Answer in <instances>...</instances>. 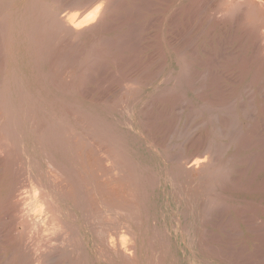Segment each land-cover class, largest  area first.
I'll return each instance as SVG.
<instances>
[{"label":"rangeland","instance_id":"rangeland-1","mask_svg":"<svg viewBox=\"0 0 264 264\" xmlns=\"http://www.w3.org/2000/svg\"><path fill=\"white\" fill-rule=\"evenodd\" d=\"M35 1L37 2V0H0V9L5 10L2 11L4 13L0 14V18L2 17L3 19H0V26H2L0 27V30L2 29V35L0 34V39L2 40L0 43H3L0 46V67L2 66L0 68V120L2 121L0 122V148H2L3 154L5 153L3 155L0 152V214L7 216L11 228L14 227L11 230L13 234L10 232V236L5 239L7 245L2 249L3 251H0V264H20V261H22L21 258L24 254L22 242L24 240L21 241V238H25L27 233L25 224H23L24 222L26 223V219H24L23 214L19 215L16 209L23 210L24 207L25 209L28 207L30 210L35 209L30 196L33 195L34 197L39 191L36 190L35 193L36 188H32L34 190L32 191L31 187H36L34 179L39 168L44 166V163L46 164V154L55 157L63 155L61 146L64 144L73 150L77 146L76 139L79 138V135V140L82 143L89 142V145L92 140L95 143L97 142L96 139H98V132H100V137L104 134L102 138L105 142L102 144L103 140L99 138L97 144L99 145L101 142L100 145L95 144V147H97L93 146V148H100L102 145H106L107 140H114L115 138L122 145L124 144L122 150L133 161L137 170H142L144 176H153V178L156 177L157 179V186L149 188L145 192L143 191L145 195L141 196L139 201L142 209L141 217L139 216L140 222L148 229L145 236L146 238H151L152 242L154 241L152 245L154 250L151 251L152 256L154 251L156 252L155 257L153 256L155 263L264 264V0H225V2L228 1V4L223 3L224 0H136V2L135 0H106V4H104L105 0H102V2H100L101 0H56L58 1L57 5L54 0H38V4L36 3L37 7ZM114 1L115 3H112ZM95 2L97 7L98 4H104V7L103 5L101 6L105 9V16L107 17L97 30H91L75 38L69 33L58 34L54 25L51 26L52 24L48 17L44 16L45 9L40 8L41 6L46 8L47 4V6L54 7L62 14L68 12L66 14L71 16L72 13L73 17L77 14L76 17H78L74 18L79 22L91 11L94 12L95 9H93L92 5H96ZM33 4L35 5L33 6ZM113 4H116V7ZM134 4L135 6L137 5L136 8L140 5L139 14ZM223 4L224 6H222ZM230 4L234 5V7L231 8ZM7 6L10 7L8 8ZM28 6L33 8L36 13L34 14L33 11L31 14ZM5 7L7 8L4 9ZM94 7L96 8V6ZM227 10H229L228 13L226 12ZM26 11H28L27 18L22 33H20L21 29L17 23L19 18H23L22 13ZM127 12L129 16L126 15ZM221 12L228 14V16H224ZM229 13L232 14L229 15ZM117 14L124 16L123 18L121 15L123 20L125 19L124 22L120 20L122 19L121 17L117 21L116 18L114 19V16L118 18ZM5 15L7 21L6 19L4 21ZM36 16L39 18V20L36 18L37 21L34 19ZM81 16L82 18H80ZM90 16L92 17L93 13L88 15L89 18H91ZM126 16H128L127 19ZM132 16L133 18L137 16L136 20L131 19ZM129 18L134 20H130L134 22L133 26ZM46 24L49 25L46 27ZM131 26L132 30H130ZM105 27L108 28V31H106ZM109 28H112V30L110 31ZM33 29L38 34L35 31L32 32ZM40 30L42 32L46 30L42 34L44 37L40 35L42 33ZM54 34L56 36L58 34V36L56 37ZM60 34L62 35L60 36ZM51 35L54 37L52 38ZM38 36L45 38L44 41L40 38L39 40ZM99 36L101 37L99 38ZM127 36L132 44L128 43V40L126 42ZM58 37L60 40L62 39V42H59V40L55 42ZM69 37H72L73 41ZM47 38L52 41V44H48L49 46L46 43L51 42H47ZM76 38L78 40H74ZM93 38H97L98 40L94 39L97 42H92ZM34 39L35 41L37 39V42L40 41V44L38 45L36 42L34 45V43L30 42L32 40L34 42ZM123 39H125V42H123ZM63 41L66 42L64 43ZM75 41L78 42L76 43ZM56 43L58 47L61 43L65 46L61 45L62 47L60 46L59 49H61L59 50ZM89 43L92 45L90 46ZM73 44L77 45L74 47ZM130 44L131 48H128ZM42 46H47V50H44L46 47ZM66 46H68V49ZM92 46H94V51L89 48ZM38 47L40 49L43 48V51H41L42 49H37L42 52H40L41 55L36 51ZM70 47H74V50L77 48L80 50L77 49L78 53H76L77 51L72 53L73 49ZM121 49L122 51L119 52ZM129 49H132V51H128ZM62 50H66L67 53L71 51V53L69 52L70 55L68 54L69 56L72 54L79 56L75 57V62L79 59L78 62L81 61L82 63L84 59L83 63L85 65L72 62L75 65L73 67L78 68L75 71L71 69L73 67L70 68L71 71L75 72V76L77 73L80 74L79 71L81 72V75H77L79 77L76 76L75 80L72 79L74 82L71 80L73 85L72 83L70 85V82L66 84L70 81L71 76L75 78L73 76L74 72L69 71L68 68L73 59L70 60L72 56H66L65 52V55H63ZM2 52L6 54L3 55ZM85 52L90 54L86 55ZM34 53H36L35 56H33ZM50 53L53 57L63 55L61 58L63 57L62 62L64 64L59 63L61 62L59 61L61 59L59 56L56 57V61L53 60V57L49 55ZM37 54L38 56H36ZM128 55L133 56L130 57ZM125 56H127V59ZM66 57L67 59L69 58V61L66 60L65 64L64 60ZM88 57L90 61L93 59L91 64L86 61ZM128 59H132L133 63L132 60ZM125 60L131 61L132 64L127 61L129 65L126 66L128 63L126 64ZM72 63L70 64L71 66ZM54 64L56 67L63 65L62 69H60L61 71H57L58 68L55 67L56 69L52 72ZM77 64H80L81 67L76 66ZM86 64L88 68L90 66L91 69H87L90 71L86 70ZM82 65L86 68L82 67ZM123 65L126 67H122ZM68 71L73 74L68 76L70 74ZM86 73L91 77H87ZM63 74L67 75V77H62ZM82 74H86L87 79H90L87 81L85 78L84 80V76L80 78ZM44 76L47 77L45 78ZM125 76L129 80H126ZM77 78H80V83L84 81L85 87L89 88V90L86 88L83 90L85 95L79 93L82 89H79L81 84L78 86ZM64 79L65 81L68 79L65 83L67 86L64 85ZM52 82H56L55 84L58 82V84L53 86ZM60 82L64 85V88ZM127 84L130 86H127ZM68 86H74V89L77 88V90L75 89L76 92L74 89L68 90L69 88L71 89ZM62 89L68 94L61 92ZM19 90L21 91L20 97L23 99L21 101ZM87 91L88 94H86ZM76 105L78 106L76 107ZM27 107H31L29 108L30 110L27 109V112L30 111L29 115L26 113ZM67 108L70 109L67 110ZM74 109L79 113L76 112L75 114ZM70 110L74 112L71 113ZM53 111L55 114H53ZM66 111L67 113H65ZM82 112L85 113V117L89 114L90 117L93 116L85 118ZM70 113L74 114L71 115ZM86 113L89 114L86 115ZM1 114L3 115L1 116ZM77 115L86 120L83 121L80 116L76 117ZM34 120L38 123L40 122L38 124L35 121L34 124H38V127L36 125L37 128L32 123ZM46 120L49 121L47 122ZM51 120L52 124L55 121L53 124L55 127L50 124ZM56 120L60 121V124ZM107 121L110 125L109 130L106 129L109 126H106L108 124ZM15 123L18 128H14L16 126ZM47 123L49 124L48 126ZM84 123H87V125ZM63 124L65 125L63 126ZM67 124L68 126H66ZM76 124L79 127L86 125L85 128H82L83 130L85 129V132L90 131L88 132L90 141L86 136L87 134L82 131V128L77 127ZM91 125L94 131L98 128L97 133L90 130ZM40 126L42 127L41 129L39 128ZM142 128L146 130L144 129V131ZM47 129L52 134L54 132L53 136L50 133V135L47 134L49 132ZM72 129L75 130L72 132H75L78 138L76 136L73 137ZM101 129L108 131L110 135L107 134L108 137L105 135L108 132L101 134V132H104ZM60 132L63 134H60ZM65 132L72 135L69 136V141V134L66 136ZM78 132L80 133L79 135L77 134ZM40 133L42 141L40 138L36 139ZM83 133L86 135H83ZM55 134L59 141L54 138ZM50 136L54 139L50 138ZM94 137L97 138L95 139ZM116 138H119L120 141ZM46 139L50 142L45 143ZM60 139H62V142ZM71 140L75 144L71 143ZM68 142L69 144H67ZM40 144L44 146L42 147ZM72 144L75 146L73 147ZM51 145L54 148L50 147ZM43 148L44 150L46 149L44 151L45 155L43 154ZM54 149L56 150L54 151ZM195 153L197 155L200 154L199 156L206 160L204 162L207 164H203L205 166L198 170V177H201L198 180L200 183L198 181H193L195 183H192V178L190 181L193 185L190 181H187L186 186L183 181L180 182L179 180V183H177V179L169 173V170L176 163V158L179 159L178 157L180 156L186 158V155H195ZM139 173L141 174V171ZM30 177L34 178L30 181ZM189 184H191V187H188ZM197 184L199 185V190L197 189ZM183 186L188 187L189 190ZM192 187L193 189L190 191ZM195 188L196 191L194 190ZM186 190L187 192L190 191L188 193L193 192V194L186 193ZM18 199L24 200V202L22 201L23 203L27 200L25 206L21 203L19 207H14L16 205L15 201L17 202ZM4 200L9 201L4 202ZM4 204L7 207L6 205L3 207ZM10 204L11 207H9ZM27 204L30 205L28 206ZM13 207L15 211L12 209ZM59 207L67 210L70 206L67 203H62L59 204ZM3 208H5L4 212ZM36 211L35 209L34 212ZM34 212L32 211L31 214ZM72 214V218L74 215L76 216H74L73 220L79 221L83 230H81L82 234L85 237L84 232L87 231L85 222L82 221L77 212ZM22 219L23 221H21ZM185 225L186 227H184ZM47 228L49 233L46 231L47 234H45L54 237L51 234L50 225L46 226ZM156 230L158 233L153 235L152 233H155ZM2 234L0 232V239L3 237ZM152 236L157 237L154 238ZM85 243H87L88 249L92 251L95 245L89 236L85 238ZM164 243L166 244L163 245ZM44 249L46 250L44 253L46 256L45 260L43 259L44 264L67 263H64L67 261V255L65 256L62 251H59L60 253L57 251L59 254L55 252L58 257L56 258L52 249L46 247ZM50 253L51 255H49ZM48 255L49 257H47ZM63 255L66 258L65 260H63ZM160 255L161 257H159ZM158 257L162 259L159 261Z\"/></svg>","mask_w":264,"mask_h":264},{"label":"bare ground","instance_id":"bare-ground-1","mask_svg":"<svg viewBox=\"0 0 264 264\" xmlns=\"http://www.w3.org/2000/svg\"><path fill=\"white\" fill-rule=\"evenodd\" d=\"M54 1H56V0H54ZM94 1V0H93ZM95 1H97V0H95ZM99 1V0H98ZM108 1V0H107ZM137 1H139V0H137ZM228 1H230V0H228ZM228 1H226L225 2V0H224V2L223 3H225V4H228L227 2ZM233 1V0H232ZM242 1V0H241ZM92 2V1H91ZM100 2H102V0L100 1ZM135 2H136V0H135ZM134 2V3H135ZM237 2V1H236ZM20 3V2H19ZM38 4V0H37V2L35 1V4ZM57 3H58V1H56L55 2V4L57 5ZM96 3V2H95ZM108 3V2H107ZM112 3H115V1L114 2H112ZM238 4H239V2H237ZM35 4H33V6L35 5ZM37 4H36V7H37ZM54 4V3H53ZM92 4V3H91ZM90 4V5H91ZM104 4H106V0H105V3ZM104 4H101V5H103V7H104ZM109 4V3H108ZM125 4V3H124ZM234 4V3H233ZM241 4V3H240ZM18 5V4H17ZM22 5V4H21ZM20 5V6H21ZM24 5V4H23ZM60 5V4H59ZM59 5H58V7H59ZM88 5V4H87ZM100 4H98V7H97V3H96V5L94 4V6H96V8L92 5V7H93V9H95L94 10V12H92L91 11V13H93V16L91 17V18H89L88 17V15L89 14H91V13H89L88 15H86V16H84V18H83V20L81 19L79 22L76 20V18L78 17H76V15H74V17H76V18H74L73 16H72V13H71V16H70V14L68 15V14H66V13H68V12H66V13H64V14H62V13H60V12H58V10H56L54 7H51V6H47V4H46V8H44V6L42 7H40L41 9L43 8V10L45 9V11H44V16H47L48 17V19L51 21L50 23L52 24L51 26H53L54 25V27H55V29H56V32L59 34V33H69L70 35H73L72 37L73 38H75V37H79V36H81V35H83V34H85L86 32H89V31H93V30H97V28L98 27H100V24L102 25V23H103V21L105 20V18L107 17V16H105V14H106V11H105V9L104 8H102V6H101ZM113 5H115V7H116V4H113ZM127 5V4H126ZM131 5V4H130ZM231 5V4H230ZM32 6V7H33ZM106 6V5H105ZM118 6V5H117ZM129 6V5H128ZM134 6H135V4H134ZM133 6V7H134ZM137 6V5H136ZM136 6H135V8H136ZM222 6H224V4L222 5ZM226 6V5H225ZM8 8L10 7V6H7ZM7 7H5L4 9H6ZM14 7V6H13ZM29 7V9L31 10V14L33 13V11H34V14L36 13L35 12V10H33V8H31L30 6H28ZM35 7V8H36ZM91 7V6H90ZM107 8H108V6H106ZM139 7H140V5H139ZM139 7H137L136 8V10H138V14H139ZM231 8H233L234 7V5L232 6H230ZM229 7V8H230ZM62 8V7H61ZM110 8V7H109ZM228 8V9H229ZM252 8V7H251ZM117 9V8H116ZM119 9V8H118ZM122 9V8H121ZM226 9H227V7H226ZM235 9V8H234ZM246 9H247V7H246ZM1 10V9H0ZM127 10V9H126ZM126 10H124L125 12H126ZM133 10V9H132ZM232 10V9H231ZM2 11H5V10H1V12H0V14L1 13H4V12H2ZM7 11H8V9H7ZM37 11V10H36ZM41 11V10H40ZM40 11H39V13H40ZM129 11V10H128ZM204 11V10H203ZM251 11V10H250ZM249 11V12H250ZM9 12H11V11H9ZM27 12L28 11H26V12H24V13H22L23 14V18L22 19H20L19 18V20H18V23H17V25H19V27H20V33H22V30H23V28H24V24H25V21H26V18H27ZM109 12H110V10H109ZM118 12V11H117ZM220 12V11H219ZM227 13L229 12V10H227L226 11ZM230 12H232V11H230ZM244 12V11H243ZM255 12V11H254ZM70 13V12H69ZM216 13H217V11H216ZM222 13V12H221ZM233 13V12H232ZM231 13V14H232ZM5 14H6V12H5ZM10 15H11V13H9ZM116 14V13H115ZM126 14V13H125ZM224 16L225 15H227L228 16V14H224V13H222ZM230 13H229V15H231ZM244 14V13H243ZM40 15H42V14H40ZM118 15V18L117 17H115L114 16V19L116 18V21H117V19H119V17H121V15L120 14H117ZM126 15H128L129 16V14H128V12H127V14ZM251 15V14H250ZM2 16H3V14H2ZM34 16V15H33ZM128 16H126V19H127V17ZM220 16H221V14H220ZM256 16V15H255ZM88 17V19L87 20H85V18H87ZM112 17V16H111ZM122 17L124 18V16L122 15ZM121 17V18H122ZM261 17V16H260ZM4 18V17H3ZM36 18H37V16L36 17H34V19L36 20ZM80 18H82V16L80 17ZM110 18V17H109ZM123 18L122 19H120V20H122V22H124V20H123ZM135 18H137V16L135 17L134 16V18H133V16H132V18L131 19H135ZM0 19H2V17L0 18ZM5 19H6V21H7V18H6V15H5V18H4V21H5ZM29 19V18H28ZM42 19V18H41ZM111 19V18H110ZM130 18H129V21L131 20ZM251 19V18H250ZM3 20V19H2ZM31 20H33V18H31ZM37 20H39V18H37ZM36 20V21H37ZM78 20H79V18H78ZM85 20V21H84ZM136 20V19H135ZM131 21H134V20H131ZM130 21V22H131ZM42 22V21H41ZM126 22H128L127 20H126ZM253 22H254V20H253ZM44 23H46V22H44ZM168 23V22H167ZM263 23V22H262ZM112 24V23H111ZM119 24V23H118ZM132 24H134V22H131V25ZM162 24V23H161ZM16 25V24H15ZM35 25V24H34ZM34 25H33V27H34ZM49 25V24H48ZM47 24H46V27L48 26ZM107 25V24H106ZM130 25V24H129ZM128 25V26H129ZM261 25V24H260ZM30 26V25H29ZM44 27H45V25H43ZM117 26V25H116ZM119 26V25H118ZM127 26V25H126ZM133 26V25H132ZM132 26H131V29H130V27H129V29L130 30H132ZM163 26V25H162ZM166 26V25H165ZM0 27H2V26H0ZM4 27V26H3ZM42 27V26H41ZM7 28V27H6ZM32 28V27H31ZM39 29H40V27H38ZM49 28V27H48ZM52 28V27H51ZM106 28V27H105ZM104 28V29H105ZM119 28H120V26H119ZM122 28V27H121ZM128 28V27H127ZM159 28V27H158ZM34 29H35V27H34ZM32 30V32H36V30ZM43 29V28H42ZM101 29V28H100ZM107 30L106 31H108V28H106ZM110 29V28H109ZM53 30V29H52ZM112 30V28L110 29V31ZM129 30V31H130ZM160 30V29H159ZM170 30V29H169ZM1 31H2V29L0 30V34H1ZM41 31V30H40ZM39 31V32H40ZM46 31V30H45ZM45 31H41L42 33L40 34L41 36H43L42 34L43 33H45ZM50 31V30H49ZM54 31V30H53ZM109 31V32H110ZM29 32V31H28ZM47 32H48V30H47ZM51 33H52V31H50ZM96 32V31H95ZM4 33V32H3ZM37 33V32H36ZM36 33H34V34H36ZM55 33V32H54ZM6 34V33H5ZM33 34V35H34ZM38 34V33H37ZM58 34H57V36H58ZM122 34H124V33H122ZM2 35V34H1ZM48 35H49V33H48ZM55 36H56V34H54ZM62 34H60V36H61ZM8 36V35H7ZM32 36V35H31ZM41 36L39 37L38 36V39L40 38V39H43V38H41ZM52 36V35H51ZM56 36V37H57ZM59 36V37H60ZM122 36H124V35H122ZM166 36V35H165ZM30 37V36H29ZM44 37V36H43ZM49 38H50V36H48ZM54 36H52V38H53ZM59 37L57 38V39H55L56 41L55 42H57V40H59V42H62L60 39H59ZM72 37L70 38V39H72ZM91 37V36H90ZM96 37V36H95ZM101 36H99V38H100ZM167 37V36H166ZM2 38V37H1ZM4 38V37H3ZM7 38H9V37H7ZM21 38V37H20ZM49 38H47L48 40H49ZM61 38H64V37H61ZM98 38V37H97ZM97 38H93V40H92V42L94 41V39H97ZM98 38V39H99ZM125 38H126V36H125ZM170 38V37H169ZM5 39V38H4ZM39 39V40H40ZM45 39V38H44ZM44 39H43V41H44ZM92 39V38H91ZM97 39V40H98ZM1 40L2 39H0V42H1ZM47 40V42H51V43H46L47 44V46H49L48 44H52V41H48ZM74 40H78V38H76V39H74ZM124 41L123 42H125V39H123ZM127 40H128V36H127V39H126V42H127ZM26 41H28V40H26ZM38 40L36 39V41H35V39H34V42H33V40L32 41H30L31 43H34V45H35V43L37 42ZM54 41V40H53ZM67 41H69L68 39H67ZM72 41H73V39H72ZM84 41V40H83ZM96 41V40H95ZM94 41V42H95ZM168 41V40H167ZM260 41V40H259ZM11 42V41H10ZM54 42V43H55ZM64 42V41H63ZM66 42V41H65ZM64 42V43H65ZM76 43L78 42V41H75ZM75 42H74V44H75ZM97 42V41H96ZM131 43V41H130V39L128 40V43ZM3 44V43H2ZM1 43H0V46L2 45ZM29 44V43H28ZM36 44H40V41L39 42H37ZM41 44H42V41H41ZM60 44V43H59ZM73 44V46L75 47L76 45H74ZM132 44V43H131ZM131 44H130V47H128V48H131ZM29 45H31V44H29ZM44 45V44H43ZM53 45H55V44H53ZM53 45H52V47H53ZM56 45H57V43H56ZM62 45V43L60 44V46ZM64 45V44H63ZM62 45V46H63ZM70 45V44H69ZM88 45V44H87ZM89 45H90V43H89ZM92 45V44H91ZM90 45V46H91ZM93 45H94V43H93ZM125 46H126V44H124ZM41 46V45H40ZM47 46H45L46 47V49H44V50H47ZM59 46V47H60ZM61 46V47H62ZM65 46V45H64ZM71 46H72V43H71ZM36 47V46H35ZM35 47H33L34 49H35ZM42 47H44V46H42ZM44 47V48H45ZM55 47V46H54ZM59 47H58V45H57V49H59ZM67 47V49H68V46H66ZM74 47H70L71 49H73L72 50V53H74V51H77V49L78 50H80L79 48H77V49H75L74 50ZM88 47V46H87ZM93 47L94 46H92V47H89V48H91V50L93 49ZM2 48H5V47H2ZM2 48H1V50H2ZM65 48V47H64ZM82 48V47H81ZM89 48H88V50H89ZM37 49H40L39 47L38 48H36V51H38ZM42 49V50H41ZM40 50L41 51H43V48H41ZM53 49V48H52ZM61 49V48H60ZM59 49V50H60ZM66 49V48H65ZM82 49H84V48H82ZM81 49V50H82ZM122 49H123V47H122ZM122 49L119 51V52H121L122 51ZM126 49V48H125ZM5 50V49H4ZM49 50V49H48ZM58 50V51H59ZM64 50V49H63ZM62 50V51H63ZM87 50V51H88ZM127 50V49H126ZM132 51V49H129L128 51ZM32 51H34V50H32ZM41 51H38L39 53L41 52ZM53 51H55V50H53ZM61 51V52H62ZM90 51V50H89ZM92 51H94V49L92 50ZM35 52V51H34ZM38 52H36V53H38ZM60 52V51H59ZM59 52H58V54H59ZM66 53V56L69 54L70 55V53H71V51H69L68 53L66 52V50L65 51H63V55H65V53ZM81 52V51H80ZM82 52H83V50H82ZM82 52H81V54H82ZM29 53V52H28ZM36 53H34V55L33 56H35V54ZM42 53V52H41ZM41 53H40V55H41ZM46 53H48L47 51H46ZM51 53H53V52H51ZM51 53L49 54L50 56H51ZM76 53H78V51L76 52ZM86 53V52H85ZM2 54L4 55V54H6V53H3L2 52ZM30 54V53H29ZM57 54V53H56ZM56 54H54V55H56ZM87 54H90L89 52L88 53H86V55ZM2 55V56H3ZM63 55H58L60 58H61V56H63ZM68 55V57H71L70 58V60H72L71 61V63L74 61L75 62V60L74 59H76L75 57H79V56H76V54L74 55V54H72L71 56H69ZM85 55V56H86ZM122 55V54H121ZM133 55H134V53H133ZM133 55H128V56H130V57H132ZM30 56V55H29ZM36 56H38V54L36 55ZM47 56V55H46ZM49 56V57H50ZM58 56H56V57H58ZM83 57H85L84 55H82ZM4 57V56H3ZM5 57H7V56H5ZM40 57V56H39ZM43 57V56H42ZM48 57V58H49ZM51 57H53V55L51 56ZM56 57H53V60H55V59H57ZM87 57V56H86ZM90 57V56H89ZM89 57H88V59L86 60V61H88V62H90V64L92 63L91 61H93V59H91V61H90V59H89ZM127 56H125V58H126ZM63 58V57H62ZM62 58L61 59H59V61H61V62H59L60 64L62 63V64H64L63 62H62ZM92 58V57H91ZM125 58H120V59H125ZM4 59V58H3ZM7 59V58H6ZM69 59V58H68ZM67 59V57H66V59L64 60V62L66 61V60H68ZM96 59V58H95ZM118 59V58H117ZM127 59V58H126ZM133 59V58H132ZM132 59H128V60H132ZM5 60V59H4ZM51 60V59H50ZM79 60V59H78ZM78 60H76L77 62H78ZM113 60H116V59H113ZM127 60V61H128ZM36 61V60H35ZM34 61V62H35ZM56 61V60H55ZM58 61V60H57ZM69 61V60H68ZM68 61H67V63H68ZM83 61H84V59H83ZM83 61H82V63H81V61L80 62H78V63H81V64H84L85 65V63H83ZM123 61V60H122ZM126 60H125V62H126V64L129 62H127ZM2 62V61H1ZM15 62H17V61H15ZM38 62V61H37ZM52 62V61H51ZM51 62H49V63H51ZM77 62H75V63H77ZM88 62H87V64H88ZM119 62V61H118ZM124 62V61H123ZM122 62V63H123ZM18 63V62H17ZM48 63V64H49ZM54 63V62H53ZM70 63V64H71ZM129 63H131V61L129 62ZM129 63L126 65V66H128L129 65ZM132 63H133V60H132ZM131 63V64H132ZM39 64V63H38ZM58 64V63H57ZM56 64V65H57ZM65 64H66V62H65ZM69 64V63H68ZM69 64V66H68V68H69V71H71V69L72 70H77L78 68H75V67H73V65H74V63H72V66ZM86 64V67L88 66V65H90V64H88L87 65ZM186 64V63H185ZM0 65H1V63H0ZM15 65V64H14ZM52 65V64H51ZM5 66V65H4ZM3 66V67H4ZM8 66V65H7ZM37 66V65H36ZM50 66V65H49ZM64 66H67V65H64ZM75 66V65H74ZM76 66H80L81 67V65L80 64H77ZM91 66V65H90ZM90 66H89V68H90ZM120 66V65H119ZM126 66H122V67H126ZM2 67V66H1ZM0 67V68H1ZM55 66V64L52 66V68H53V70H52V72L54 71V69H56V68H58L57 69V71H59L60 69H62V67H63V65H61V66H58V67H56ZM71 67H73V68H71ZM79 67V68H80ZM82 67H84V68H86L85 66H83L82 65ZM131 67V66H130ZM50 68V67H49ZM65 68H67V67H65ZM67 68V69H68ZM71 68V69H70ZM88 67L86 68V70L87 69H89ZM51 69V68H50ZM49 69V70H50ZM83 69V68H82ZM91 69V68H90ZM2 70V69H1ZM38 70V69H37ZM64 70V69H63ZM83 70H85V69H83ZM7 71V70H6ZM61 71V70H60ZM68 71V72H69ZM74 71H71V72H74ZM79 71V70H78ZM82 71V70H81ZM87 71H90V70H87ZM2 72V71H1ZM65 72V71H64ZM71 72H69L70 74L68 75V76H71L72 74H71ZM86 72V71H85ZM85 72H83V73H85ZM40 73V72H39ZM63 73V72H62ZM79 73L80 74H76V76L77 75H81V72L79 71ZM88 73V72H87ZM86 73V74H87ZM123 73V72H122ZM125 73V72H124ZM7 74V73H6ZM41 74H42V72H41ZM54 74H56V73H54ZM64 74H66V73H64ZM62 75V77L63 76H65V77H67V75ZM84 75V74H82V76H80V78H82L83 76H84V80H85V78L87 79V77H91V76H89L88 74V76L87 75ZM4 75V74H3ZM2 75V76H3ZM43 75V74H42ZM91 75V74H90ZM169 75H171V74H169ZM169 75H167V76H169ZM7 76V75H6ZM40 76V75H39ZM51 76H52V73H51ZM50 76V77H51ZM57 76H59V75H57ZM61 76V75H60ZM73 76H75V72H74V75ZM76 76H75V78H72V76H71V79H69V77H68V79L70 80V81H68V79L66 80V81H68L67 83H66V81H65V79H64V85H65V83L66 84H69V82H70V85H71V83L72 82H74V80L76 79ZM87 76V77H86ZM45 78L47 77V76H44ZM54 77V76H53ZM62 77H61V79H62ZM77 77H79V76H77ZM123 77V76H122ZM127 76H125V78H126ZM55 78V77H54ZM57 78V77H56ZM80 78L78 79V81L77 82H79V80H80ZM129 78V77H128ZM169 78H170V76H169ZM168 78V79H169ZM183 78V77H182ZM13 78H12V76H11V80H12ZM44 79V78H43ZM72 79H74V80H72ZM90 79V78H89ZM89 79H87V81L89 80ZM52 80H55V79H52ZM51 80V81H52ZM71 80H72V82H71ZM82 80V79H81ZM123 80V79H122ZM126 80H129V79H127L126 78ZM125 80V81H126ZM178 80V79H177ZM9 81V80H8ZM23 81V80H22ZM56 81V80H55ZM58 81H61V80H58ZM61 81V82H62ZM166 81V80H165ZM164 81V82H165ZM54 82V81H53ZM52 82V85L54 86V85H57L58 84V82H57V84H55V83H53ZM60 82V84H62ZM82 82V81H81ZM124 82V81H123ZM167 83H168V81H166ZM9 83V82H8ZM44 83V82H43ZM127 83V82H126ZM132 83V82H131ZM136 83V82H135ZM17 84V83H16ZM80 84H81V86H80ZM133 84V83H132ZM131 84V85H132ZM18 85V84H17ZM16 85V86H17ZM20 85V84H19ZM64 85L62 84L61 86L64 88ZM72 85H73V83H72ZM178 85H179V82H178ZM60 86V87H61ZM65 86H67V85H65ZM78 86H80L79 87V89L82 91H80L79 93H81V94H84L85 95V93H83L84 91V89L86 88L87 89V87H85V84H84V81H83V83H80L79 82V84H78ZM82 86H84V87H82ZM127 86H130L129 84H127ZM180 86V85H179ZM44 87V86H43ZM69 87H71V86H68V88ZM74 86H72L71 87V89L69 88L68 90H72V89H74L73 88ZM202 87V86H201ZM19 89V88H18ZM58 89H59V87H58ZM57 89V90H58ZM76 90H77V88H75ZM74 89V91L76 92V90ZM158 89V88H157ZM14 90V89H13ZM60 90H61V88H60ZM87 90H89V88L87 89ZM137 91V90H136ZM161 91H162V89H161ZM200 91V90H199ZM15 92V91H14ZM20 90H19V98H20V101H21V95H20ZM61 92H65V93H67L68 94V92H66V91H63V89H62V91ZM70 92V91H69ZM8 93V92H7ZM26 94H28L27 92H25ZM47 93H49V92H47ZM52 93V92H51ZM161 93H163V92H161ZM86 94H88V91L86 92ZM90 94V93H89ZM70 95V94H69ZM72 95V94H71ZM80 95V94H79ZM177 95V94H176ZM23 96H25V95H23ZM81 96V95H80ZM10 97V96H9ZM17 97H18V95H17ZM30 97V96H29ZM87 97V96H86ZM89 98H90V96H89ZM42 99V98H41ZM40 99V100H41ZM23 100V99H22ZM57 100H59V99H57ZM205 100H207V99H205ZM209 100V99H208ZM9 101V100H8ZM19 102V101H18ZM48 102V101H47ZM52 102V101H51ZM50 102V103H51ZM67 102V101H66ZM123 102H125V101H123ZM128 102V101H127ZM163 102V101H162ZM20 103V102H19ZM22 103V102H21ZM60 103H62V102H60ZM68 103V102H67ZM8 104H10V103H8ZM41 104V103H40ZM123 104V103H122ZM133 104V103H132ZM51 105V104H50ZM62 105H64V104H62ZM126 105V104H125ZM128 105V104H127ZM129 105H130V103H129ZM128 105V106H129ZM145 105V104H144ZM20 106V105H19ZM28 106V105H27ZM33 106H34V104H33ZM78 105H76V107H77ZM122 106V105H121ZM142 106H143V104H142ZM5 107V106H4ZM9 107H11V106H9ZM32 107V106H31ZM31 107H27L26 108V113H28V115L30 114L29 112H27L28 110L27 109H29V108H31ZM51 107V106H50ZM73 107V106H72ZM71 107V108H72ZM123 107V106H122ZM64 108V107H63ZM130 108H131V106H130ZM16 109V108H15ZM62 109V108H61ZM70 108H67V110H69ZM75 109H77V108H75ZM74 109V110H75ZM142 109V108H141ZM24 110V109H23ZM30 110V109H29ZM41 110H42V108H41ZM66 110V109H65ZM77 110H79V109H77ZM77 110H75V112L72 110H70L71 111V113L72 112H74L75 114H76V112H78ZM84 110V109H83ZM44 111V110H43ZM49 111V110H48ZM52 111V110H51ZM59 111H60V109H59ZM81 111V110H80ZM35 112V111H34ZM86 112V111H85ZM142 112V111H141ZM140 112V113H141ZM2 113V112H1ZM9 113V112H8ZM16 113H18L17 111H16ZM15 113V114H16ZM61 113V112H60ZM65 113H67V111L65 112ZM69 113V112H68ZM70 113V114H71ZM73 113V114H74ZM79 113V112H78ZM77 113V114H78ZM81 113V112H80ZM139 113V112H138ZM10 114H12V113H10ZM20 114V113H19ZM33 114V113H32ZM53 114H55V112L53 111ZM73 114H71V115H73ZM82 114H83V116L85 117V113L84 112H82ZM82 114H81V116H82ZM89 114V113H88ZM87 113H86V115H88ZM3 114H1V116H2ZM27 115V114H26ZM27 115V116H28ZM56 115H57V113H56ZM98 115V114H97ZM96 115V116H97ZM6 116V115H5ZM26 116V117H27ZM33 116V115H32ZM43 116V115H42ZM62 116V115H61ZM68 116V115H67ZM78 116H80V115H77L76 117H78ZM80 116V119L83 117H81ZM93 116V115H92ZM91 116V117H92ZM95 116V117H96ZM34 117H35V115H34ZM52 117H53V115H52ZM60 117V116H59ZM72 117V116H71ZM86 117H89V118H91L90 117V114L88 115V116H86ZM85 117V118H86ZM94 117V118H95ZM98 117V116H97ZM103 117V116H102ZM5 118H7V117H5ZM4 118V119H5ZM10 118V117H9ZM20 118V117H19ZM28 118V117H27ZM33 118V117H32ZM31 118V119H32ZM36 118H39V117H36ZM100 118V117H99ZM14 119V118H13ZM34 119V118H33ZM42 119V118H41ZM40 119V120H41ZM45 119V118H44ZM56 119H57V117H56ZM63 119H64V117H63ZM73 119V118H72ZM96 119V118H95ZM38 120V119H37ZM58 120H61V119H58ZM82 120H83V118H82ZM81 120V121H82ZM84 120H86V119H84ZM83 120V121H84ZM89 120V119H88ZM93 120V119H92ZM101 120V119H100ZM105 120V119H104ZM134 120V119H133ZM35 121L36 120H34V122L32 121V123L34 124L35 123ZM42 121V120H41ZM47 122L49 121V120H46ZM57 121V120H56ZM72 121H74V120H72ZM78 121V120H77ZM94 121V120H93ZM140 121H142V120H140ZM139 121V122H140ZM0 122H2L1 120H0ZM5 122V121H4ZM13 122V121H12ZM12 122H11V124H12ZM16 122V121H15ZM18 122H19V119H18ZM37 122V121H36ZM54 122L55 121H53V124H54ZM60 121H57V123H59ZM74 122H76V121H74ZM79 122V121H78ZM88 122V121H87ZM90 122H91V120H90ZM98 122V121H97ZM108 122V121H107ZM113 122V121H112ZM120 122V121H119ZM127 122V121H126ZM125 122V123H126ZM9 123H10V121H9ZM30 123V122H29ZM38 123V122H37ZM40 123V122H39ZM38 123V124H39ZM93 123H95V122H93ZM99 123V122H98ZM98 123H96L97 125H98ZM123 123V122H122ZM1 124V123H0ZM38 124H34L35 125V128H37L38 127ZM43 124V123H42ZM50 124H52V120H51V123ZM52 124V125H53ZM60 124V123H59ZM59 124H57V125H59ZM75 124V123H74ZM84 124H86L87 125V123H84ZM95 124V126H97ZM102 124V123H101ZM103 124H105L104 122H103ZM142 124V123H141ZM4 125V124H3ZM15 125H16V123H15ZM36 125H37V127H36ZM44 125V124H43ZM49 124L47 123V126H48ZM65 124H63V126H64ZM70 125V124H69ZM77 125V124H76ZM85 125V126H86ZM109 125V122H108V124L106 125V126H108ZM143 125H145V124H143ZM19 126V125H18ZM54 127H55V125H53ZM52 126V127H53ZM60 126V125H59ZM66 126H68V124L66 125ZM85 126H83V125H81V127H79L78 125H77V127H79V128H85ZM100 126V125H99ZM106 126H105V128H106ZM142 126V125H141ZM15 127H17V125L16 126H14V128ZM29 127V126H28ZM33 127V126H32ZM61 127H62V125H61ZM70 127V126H69ZM71 127H72V125H71ZM88 127V126H87ZM91 128H90V130H93V127H92V125L90 126ZM103 127H104V125H103ZM109 127H110V125L108 126V128H106V129H108L109 130ZM114 127V126H113ZM116 127V126H115ZM18 128V127H17ZM20 128V127H19ZM40 129L42 128L41 126L39 127ZM49 128V127H48ZM59 128V127H58ZM63 128V127H62ZM68 128V127H67ZM66 128V129H67ZM73 128V127H72ZM83 128H82V131H84L83 130ZM97 128V127H96ZM100 128V127H99ZM33 129H34V127H33ZM32 129V130H33ZM54 129H56V128H54ZM59 129H61V128H59ZM64 129V128H63ZM87 129V128H86ZM112 129V128H111ZM143 130L145 129V128H142ZM146 129H147V127H146ZM145 129V130H146ZM29 130V129H28ZM43 130V129H42ZM50 130H51V128H50ZM58 130V129H57ZM62 130V129H61ZM74 129H72L71 130V132L73 131ZM102 130V129H101ZM104 130V129H103ZM102 130V131H103ZM144 130V131H145ZM147 130H149V129H147ZM151 130V129H150ZM37 131H38V129H37ZM39 131H41V130H39ZM44 131H46V130H44ZM43 131V132H44ZM47 131H49L48 129H47ZM54 131V130H53ZM59 131V130H58ZM58 131H57V135H58V137H59V133H58ZM68 131V130H67ZM66 131V132H67ZM75 131V130H74ZM81 131V130H80ZM94 131V130H93ZM92 131V132H93ZM96 131V133H97V131H98V128H97V130H95ZM94 131V132H95ZM100 131V130H99ZM21 132V131H20ZM36 132V131H35ZM42 132V131H41ZM51 131H49V132H47V134H49ZM66 132L64 133V134H66ZM69 132V131H68ZM85 132V131H84ZM88 132H90L89 130H88ZM88 132H85V133H83V135H86L87 136V138H88V140L90 141V137L88 136ZM91 132V133H92ZM94 132H93V135H94ZM105 132H108V131H105L104 130V132H101V134H103V133H105ZM147 132V131H146ZM7 133V132H6ZM18 133V132H17ZM23 133V132H22ZM55 133H56V131H55ZM62 132H60V134H61ZM73 133V132H72ZM75 133V132H74ZM74 133L72 134L73 135V137L74 136H76V133H75V135H74ZM150 133V132H149ZM148 133V134H149ZM36 134H38L37 132H36ZM50 134H52V133H50ZM49 134V135H50ZM53 134H54V132H53ZM53 134H52V136H53ZM63 134V133H62ZM67 134H69V133H67ZM67 134H66V136H67ZM78 135L80 134L79 132L77 133ZM99 134H100V132H98V139L99 138H102V137H104V134L102 135V137H100L99 136ZM107 134H109V132L108 133H106L105 135L107 136ZM112 134V133H111ZM113 134H114V132H113ZM35 135V134H34ZM43 135V134H42ZM56 134H55V136H54V138H56V136H57ZM71 134H69L68 135V141H69V136H70ZM71 135V136H72ZM82 135V136H83ZM96 135V134H95ZM110 135V134H109ZM118 135V134H117ZM116 135V136H117ZM151 135V134H150ZM36 136H38V135H36ZM48 136V135H47ZM52 136H50V138L52 137ZM61 136V135H60ZM63 136H65V135H63ZM92 136V135H91ZM3 137V136H2ZM25 137V136H24ZM41 137V133L39 134V136H38V138H36L37 140L39 139ZM57 137V138H58ZM77 138H78V136H76ZM75 137V138H76ZM93 137V136H92ZM108 137V136H107ZM115 137V136H114ZM118 137V136H117ZM123 137V136H122ZM42 138V137H41ZM40 138V140L42 141V139ZM49 138V137H48ZM53 137H52V139H54ZM56 138V139H57ZM62 138V137H61ZM84 138H86L85 136H84ZM86 138V139H87ZM95 139L97 138V137H94ZM120 138V137H119ZM119 138H116V139H118L119 141H120V139ZM137 138V137H136ZM150 138V137H149ZM148 138V139H149ZM21 139V138H20ZM19 139V140H20ZM56 139H55V142H56ZM66 139H67V137H66ZM65 139V140H66ZM74 139V138H73ZM80 139V135H79V138L78 139H76L77 141H76V148H74L73 150L70 148H68V145L66 146V144H64V145H62L61 146V148H62V153H64L63 155H60L59 157H55V156H48V154H46L47 155V157H45V162H46V164L44 163V166H41V168H39V170H38V172H37V174H36V178L34 179L35 180V185H36V187H31V190H32V188H36L35 189V193H36V190H38L39 192V194L37 193V194H35L34 195V197H33V195H31L30 196V198H31V201L34 203V206L31 204V206H33L37 211L36 212H34V210L33 209H29L28 207H26V209H27V211H26V209H25V207L23 208V210H19V209H16V212H18L19 213V215H21V214H23V217H24V219H26V223L24 222L23 224H25V227H26V230H27V233L26 232H24V233H26L25 235V238H21V241L22 240H24L22 243H23V252H24V254L22 255V261H20V264H42L43 263V261L45 260L44 258L46 257L45 255H44V253H45V247L46 248H50V249H52V251L54 252V256L56 257V258H58L55 254V252H61L62 251V253L63 254H65V256L67 255V261H65L64 263H68V264H156L155 262H154V255H155V251H154V257L152 256V251L151 250H154V246H152L153 245V243H154V241L152 242L151 241V238L149 239L148 237L146 238V236L145 235H147L146 233H147V231H148V229H146L145 228V225L142 223V222H140V213H141V211H142V209H141V207H140V205H139V201H140V198H141V196H144L145 194H143V191L145 192L146 190H148L149 188H154L155 186H157L156 185V181H157V179H156V177H154L153 178V176H151V177H147V176H144L143 175V172H142V170H137V167L135 166V164L133 163V161L130 159V158H128V156L126 155V153L124 152V150H122V146L124 145H122V143H120V142H118L117 140H115V138H114V140H115V142H114V140H107L106 142L107 143H105L106 145H102L100 148H97V149H95L96 147H95V144H97V142H98V139H96V141L97 142H95V143H93V140H92V143H93V145H92V143H90L89 145H88V143L87 142H84V143H82L81 142V140H79ZM81 139H83V137H81ZM104 139H108V138H104ZM111 139V138H110ZM145 139V138H144ZM153 140H155L154 138H152ZM44 140V139H43ZM50 140V139H49ZM58 140V139H57ZM85 140V139H84ZM83 140V141H84ZM100 140H103V138L102 139H100ZM136 140V139H135ZM158 140V139H157ZM40 141V142H41ZM59 141V140H58ZM60 141L62 142V139H60ZM86 141V140H85ZM110 141H113V142H110ZM158 141H161V140H158ZM46 142H50V141H48L47 139H46V141H45V143ZM103 143L102 144H104V140L102 141ZM109 142V143H108ZM157 142V141H156ZM164 142V141H163ZM71 143H74V141L72 142V140H71ZM77 143H79V144H77ZM85 143H87V144H85ZM101 143V142H100ZM100 143H99V145H100ZM153 143V142H152ZM157 143H159V142H157ZM6 144V143H5ZM39 144V143H38ZM67 144H69V142L67 143ZM75 144V143H74ZM74 144H72L73 145V147L75 146ZM155 144V143H154ZM40 145H42V144H40ZM40 145H39V147H40ZM53 145V144H52ZM52 145L50 146V147H52ZM61 145V144H60ZM71 145V144H70ZM98 145V144H97ZM98 145V146H99ZM198 145V144H197ZM201 145V144H200ZM205 145V144H204ZM44 145H42V147H43ZM59 146V145H58ZM57 146V147H58ZM90 146H92V147H90ZM93 146L95 147V148H93ZM1 147H2V145H1ZM5 147V146H4ZM39 147H38V149H39ZM70 147V146H69ZM156 147H157V144H156ZM203 147V146H202ZM8 148V147H7ZM52 148H54V147H52ZM171 148H172V146H171ZM2 148H0V152H2V150H1ZM183 149V148H182ZM4 150V149H3ZM47 150H48V148H47ZM56 149H54V151H55ZM5 151V150H4ZM22 151V150H21ZM44 151H46V149L44 150V148H43V154L45 153ZM51 151V150H50ZM50 151H49V154H50ZM183 151V150H182ZM198 151V150H197ZM48 152V151H47ZM165 152V151H164ZM2 154H3V152H2ZM5 154V153H4ZM3 154V155H4ZM30 154V153H29ZM208 154V153H207ZM45 155V154H44ZM184 155V154H183ZM200 154H196L195 153V155L194 154H190V156H187L186 155V158H182L181 156L180 157H178L179 159H177L176 158V163H175V165L169 170V173H171L174 177H175V179H177V183H179L178 181L180 180V182L181 181H183V182H185V186H186V183H187V181H190V179H191V181H192V183H195L196 181H198L200 178L198 177V170H201V168L202 167H204L203 166V164H206V162H204V161H206V160H204L201 156H199ZM204 155V154H203ZM6 156V155H5ZM39 157V156H38ZM168 157V156H167ZM212 157V156H211ZM7 159V158H6ZM39 159V158H38ZM216 160V159H215ZM36 161V160H35ZM172 161V160H171ZM175 161V160H174ZM38 162V161H37ZM167 162H169V161H167ZM28 163V162H27ZM27 163H26V165H27ZM35 163V162H34ZM209 163V162H208ZM207 165V164H206ZM209 165V164H208ZM39 166V165H38ZM137 166H138V164H137ZM26 167V166H25ZM28 167V166H27ZM40 167V166H39ZM146 167V166H145ZM36 168H37V166H36ZM138 168H139V166H138ZM143 168V167H142ZM200 168V169H199ZM26 169H28V168H26ZM152 169V168H151ZM204 169V168H203ZM216 170V169H215ZM28 171V170H27ZM139 171H141V174L139 173ZM150 171V170H149ZM201 172V171H200ZM28 173V172H27ZM146 173V172H145ZM152 173H154V172H152ZM151 173V174H152ZM201 174V173H200ZM211 174V173H210ZM28 175H29V173H28ZM202 175H203V171H202ZM216 175V174H215ZM168 176V175H167ZM201 176V175H200ZM210 176H212V175H210ZM169 177H170V175H169ZM32 178H34V177H30V181H31V179ZM172 179H173V177H172ZM207 179V178H206ZM191 181H190V183H191ZM193 181H195V182H193ZM208 181V180H207ZM199 182V181H198ZM211 182V181H210ZM31 183V182H30ZM171 183V182H170ZM174 183H175V181H174ZM191 183V184H192ZM200 183V182H199ZM198 183V184H199ZM33 184V183H32ZM31 184V185H32ZM176 184V183H175ZM175 184H174V186H175ZM184 184V183H183ZM191 184H189V186L188 187H191ZM196 185L197 186V189L199 190V185ZM16 185V184H15ZM22 185V184H21ZM178 185H180V184H178ZM182 185V184H181ZM193 185V184H192ZM13 186V185H12ZM185 186H183V187H185ZM195 186V187H196ZM178 187V186H177ZM180 187V186H179ZM188 187H185V188H187L188 190H189V188ZM184 188V189H185ZM179 189V188H178ZM181 189H182V186H181ZM191 189H193V187L192 188H190V191H191ZM14 190H15V188H14ZM13 190V191H14ZM183 190V189H182ZM195 191H196V188L194 189ZM28 191V190H27ZM32 191H34V190H32ZM31 191V192H32ZM139 191V192H138ZM190 191H188V192H190ZM17 192V191H16ZM22 192V191H21ZM31 192H29V193H31ZM130 192V193H129ZM174 192V191H173ZM186 193H188L187 192V190L185 191ZM184 192V193H185ZM8 193V192H7ZM33 193V192H32ZM31 193V194H32ZM127 193H128V195H127ZM177 193V192H176ZM192 194H193V192H191ZM191 193H188V194H191ZM197 193V192H196ZM10 194H11V191H10ZM137 194V195H136ZM180 194V193H179ZM191 194V195H192ZM9 195V194H8ZM7 195V196H8ZM20 195V194H19ZM30 195V194H29ZM148 195V194H147ZM146 195V196H147ZM187 195V194H186ZM5 196V195H4ZM145 196V197H146ZM181 196V195H180ZM185 196V195H184ZM188 196V195H187ZM197 196V195H196ZM9 197H11V196H9ZM9 197H7V198H9ZM15 197V196H14ZM186 197V196H185ZM192 197V196H191ZM195 197V196H194ZM23 198H26V197H23ZM33 198V199H32ZM190 199V198H189ZM3 200V199H2ZM144 200V199H143ZM193 200H195V199H193ZM6 201H9V200H6ZM5 200H4V202H6ZM23 202H24V200H22ZM21 201V199H18V201L16 202L15 201V203H16V205L14 206V207H19V205H21V203H23ZM26 201L27 200H25V203H26ZM28 201H30L29 199H28ZM145 201H146V198H145ZM185 202H187L186 200H185ZM12 203V202H11ZM14 203V204H15ZM25 203H23L24 205L23 206H25ZM62 203H67L70 207H69V209H67V210H65V209H63V207H59V204H62ZM189 203V202H188ZM195 203V202H194ZM3 204V203H2ZM29 204V205H30ZM142 204V203H141ZM144 204V203H143ZM190 204V203H189ZM198 204V203H197ZM6 204H4L3 205V207L5 206ZM28 205V204H27ZM28 205V206H29ZM13 206V205H12ZM6 207H7V205H6ZM5 207V208H6ZM9 207H11V204H10V206ZM14 207L12 208L14 211H15V209H14ZM144 207H145V205H144ZM5 208H3L4 210H3V212L5 211ZM7 209V208H6ZM9 209V208H8ZM145 210H146V207L144 208ZM143 209V210H144ZM29 210V211H28ZM32 211L35 213H33V214H31L32 213ZM73 212H77L78 214H79V216L81 217V219H82V221L83 222H85V227H86V230L87 231H85L84 233H85V237H84V234H82V229H81V226H80V223H79V221H75V219L73 220V218H75L74 216H73V218L71 217V214L73 213ZM5 213H7V212H5ZM146 213V212H145ZM144 213V214H145ZM182 213V212H181ZM187 213V212H186ZM73 215V214H72ZM140 216V217H139ZM145 219H146V217H145ZM146 220H148V218L146 219ZM15 221V220H14ZM21 221H23V219L21 220ZM142 221V220H141ZM147 222V221H146ZM185 222V221H184ZM13 223V222H12ZM153 223V222H152ZM48 225H50V228L52 229H50L51 231H52V233L51 234H53L54 235V237H50L51 235H46L47 233H46V231H48V233H49V230H48V228L46 229V226L48 227ZM13 226H14V224H13ZM19 227V226H18ZM152 227H153V225H152ZM184 227H186V225L184 226ZM183 227V228H184ZM0 228H1V230H0V232H1V234L3 235V237H2V239H0V251L2 250V249H4L5 248V245H7V243H6V238L7 237H9L10 236V232H12L11 230H12V228H14V227H12L11 228V224L9 223V218H7V216H4L3 214H0ZM185 230H186V228H184ZM25 230V231H26ZM82 230V231H81ZM152 230H155V229H152ZM14 231V230H13ZM21 231V230H20ZM50 231V232H51ZM184 231V230H183ZM187 231V230H186ZM185 231V232H186ZM23 232V231H22ZM54 232V233H53ZM188 232V231H187ZM46 233V234H45ZM156 233H158V231L156 230V232L155 233H152L153 235H155ZM160 233V232H159ZM12 234H13V232H12ZM186 234V233H185ZM23 235V234H22ZM44 235V236H43ZM55 235H56V237H55ZM12 236V235H11ZM87 236H89L90 238H91V241H93V243H94V248L92 249V251H90V249H88V246H87V243H85V238L87 237ZM125 236V237H124ZM126 236H129V237H127L126 238ZM13 237V236H12ZM152 237H157V236H152ZM189 237V236H188ZM1 238V237H0ZM129 238V239H128ZM160 238V237H159ZM195 238V237H194ZM12 239V238H11ZM153 239V238H152ZM158 239V238H157ZM165 239V238H164ZM160 240V239H159ZM158 240V241H159ZM11 241V240H10ZM162 241H164V240H162ZM9 242V241H8ZM18 242V241H17ZM161 242V241H160ZM12 243V242H11ZM22 243H21V245H22ZM166 243H164L163 245H165ZM9 245V244H8ZM18 245V244H17ZM159 245H161V244H159ZM20 246V245H19ZM18 246V247H19ZM151 248H153V249H151ZM160 248V247H159ZM7 250V249H6ZM21 250V249H20ZM49 250V249H48ZM155 250H156V248H155ZM3 251V250H2ZM57 252V253H58ZM59 252V253H60ZM58 253V254H59ZM164 253V252H163ZM48 254V253H47ZM49 255H51V253L49 254ZM49 255L47 256V257H49ZM53 255V254H52ZM44 256V257H43ZM58 256H60V255H58ZM163 256V255H162ZM159 257H161V255L159 256ZM158 257V259H159V261L162 259H160ZM63 258H64V255H63ZM16 259H18V258H16ZM44 259V260H43ZM47 259V258H46ZM60 259H62V258H60ZM66 258H64L63 260H65ZM157 261V260H156ZM7 262V261H6ZM42 262V263H41ZM14 263V262H13ZM66 263V264H67ZM44 264V263H43ZM157 264H165V262L164 263H157Z\"/></svg>","mask_w":264,"mask_h":264}]
</instances>
